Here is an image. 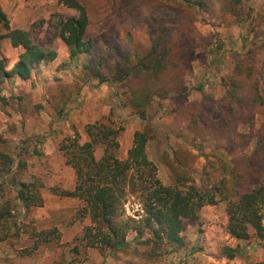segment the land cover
I'll return each mask as SVG.
<instances>
[{
  "label": "rangeland",
  "instance_id": "1",
  "mask_svg": "<svg viewBox=\"0 0 264 264\" xmlns=\"http://www.w3.org/2000/svg\"><path fill=\"white\" fill-rule=\"evenodd\" d=\"M80 1L89 14L88 36L93 47L87 55L72 61L59 31L60 21L77 16L76 10L59 0H0L12 29L28 31L35 44L56 52L54 60L36 65L30 79L12 76L0 80L6 98L0 104V134L5 139L1 147L9 149L14 159L11 168L0 164V208H11L6 229H0V264L264 263V238H232L227 231L223 201L203 207L198 220L185 221V244L181 247L168 244L166 239L158 244H141L134 239L136 232L130 231L129 245L114 252L86 245L83 229L90 220L79 213L82 202L54 191L71 189L76 182L60 142L75 134L81 141L89 140L87 126L94 123L117 130L119 145L115 153L121 159L127 157L135 132L148 129L147 152L158 167L159 178L166 184H178L175 169L183 165L181 170H189L186 183L194 181L199 185L203 167L219 152L217 146L224 147V142L208 136L195 137L186 121L175 116V105L220 99L226 93L225 75L232 73L239 55L251 57L261 74L264 72V0H242L233 9L236 16L233 10L223 9L230 0H206L207 10L183 4L182 13L163 7L159 0H139L126 13H115V0ZM238 15L247 17L240 21ZM181 25L193 28V44L197 46L186 72L187 94L155 98L146 109V118L141 119L126 103L127 82L117 75V68L124 66L125 59L133 60L136 50L149 49L159 31L176 32ZM6 32L0 23V59L5 58L7 69H11L23 48L13 46ZM210 35L217 46L214 53L204 49L207 41L200 38ZM99 69L103 71L101 77ZM105 76L107 81L102 79ZM216 77L219 81L214 84ZM200 84L204 89H198ZM263 119L259 115L254 124L241 125L238 130L258 132ZM255 142L246 149L252 159ZM104 148L103 144L96 145L98 158ZM14 178L39 185L43 206L24 209L17 198ZM124 208L127 216L138 218L143 214L136 196L128 195ZM151 236L147 230L144 238ZM225 244L238 247L240 255L229 260L222 253Z\"/></svg>",
  "mask_w": 264,
  "mask_h": 264
},
{
  "label": "trees",
  "instance_id": "2",
  "mask_svg": "<svg viewBox=\"0 0 264 264\" xmlns=\"http://www.w3.org/2000/svg\"><path fill=\"white\" fill-rule=\"evenodd\" d=\"M59 1L78 12L77 16L62 19L59 31L69 48L70 59L74 61L87 55L93 47V40L88 36L89 14L80 0ZM138 1L115 0L113 10L115 13H126ZM241 2L227 1L223 9L233 10ZM159 3L178 13L185 10L183 4L190 9L200 7L207 10L209 7L206 0H159ZM236 12V9L233 10V15L236 16ZM242 17L238 15L240 21L247 16ZM0 23L6 28L5 37L11 40L12 45L23 48L19 60L11 69H7L5 58L0 59V80L12 76L30 79L36 65L56 58L55 51H47L35 44L28 31L12 29L1 5ZM192 29L181 25L176 32L175 29L171 32L159 31L149 49L136 50L133 60L127 58L124 66L117 68V75L127 82L126 103L141 119L146 118V109L155 98H166L171 93L178 97L187 94L186 72L191 67L197 47L193 44ZM200 38L207 41L204 49L214 53L217 46L212 42L211 35ZM102 73L99 69L98 76L101 77ZM106 77L102 79L107 81ZM217 79H214V84L219 81ZM224 80L226 93L220 99L205 98L175 105V116L186 121L187 129L195 137L208 136L224 142V147L217 146L219 152L213 154L203 167L199 185L191 180L186 183L189 170H181L183 165L175 169L178 184H166L159 178L158 167L147 152L148 129L135 132L125 159L115 153L119 145L117 130L102 123L87 126L90 136L87 141H81L75 134L60 142L66 164L75 171L76 182L71 189L55 188L54 191L60 196L77 198L82 202L79 213L90 220V224L83 229L87 246L119 252L129 245L127 235L134 231V239L141 244L151 241L158 244L166 239L168 244L181 247L185 244L182 235L185 221L198 220L203 207L219 201L225 203L227 231L232 238L249 240L252 235L264 238V119L258 132L242 133L238 130L241 125L254 124L259 115L264 118V72L261 74L251 57L239 55L232 73L225 75ZM204 87L200 84L198 89ZM5 100L0 85V104ZM239 139L241 141L237 143ZM253 140H256L255 159L246 152ZM4 143L5 139L0 134V164L11 168L13 154L1 147ZM97 144L105 147L100 158L95 153ZM14 181L17 198L24 209L43 206L39 185L16 178ZM128 195L136 196L143 206V214L138 218L125 215ZM10 214L9 206L0 208V229H6ZM147 230L152 234L150 238H144ZM222 253L232 260L241 252L238 247L225 244ZM249 264L264 263L253 261Z\"/></svg>",
  "mask_w": 264,
  "mask_h": 264
}]
</instances>
